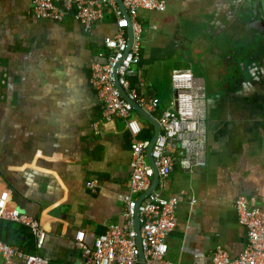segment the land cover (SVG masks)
Listing matches in <instances>:
<instances>
[{"label": "crops", "instance_id": "crops-1", "mask_svg": "<svg viewBox=\"0 0 264 264\" xmlns=\"http://www.w3.org/2000/svg\"><path fill=\"white\" fill-rule=\"evenodd\" d=\"M165 1L164 12L139 14L141 59L131 81L139 94L159 102L151 115L157 120L160 111L173 109V71L190 70L206 80L207 167L190 173L177 167L157 191L182 197L166 258L211 264L216 249L236 257L244 248L235 199L242 195L251 206H264V59L247 64L249 86L217 97L218 54L193 34L218 28L212 21L229 12V0ZM34 14L32 0H0V197L9 209L38 219L47 235L37 249L35 236L20 223L6 234L53 264H90L94 239L109 224L126 223L118 195L131 193L134 137L124 121H103L88 68L105 39L117 34V20L108 11L86 31L72 15L54 22ZM135 115L139 139H153L156 127ZM93 180L95 190L87 184ZM132 196L141 200L144 194ZM79 231L85 232V250L75 245Z\"/></svg>", "mask_w": 264, "mask_h": 264}, {"label": "built area", "instance_id": "built-area-1", "mask_svg": "<svg viewBox=\"0 0 264 264\" xmlns=\"http://www.w3.org/2000/svg\"><path fill=\"white\" fill-rule=\"evenodd\" d=\"M34 15L41 19L62 22L72 15L86 31L101 22L108 11L116 17L118 32L106 38L102 51L91 64L90 85L96 92L103 109V121L120 119L125 122L134 137L130 156L131 193H120L118 199L126 207V223L109 224L106 230L94 239L90 264H141V251L145 264H174L166 258V239L178 224L177 211L182 197H165L157 190L146 196L140 206L132 193L146 194L153 186L156 173L164 184L172 177L177 167L184 173L204 169L208 162V110L207 89L204 77L190 70L172 72L175 97L172 110H162L157 119L162 132L153 146L152 139H139L142 126L135 115L134 103L147 114L159 110V102L139 94L131 79L137 75L135 65L141 59L143 26L138 20L140 12H164L165 0H123L129 17L124 16L116 0H32ZM132 30V42L128 44V29ZM126 94L124 98L115 85ZM95 190L98 181L87 183ZM193 202V200H192ZM238 221L246 229V242L236 257H230L222 249H216L211 264H264V206H251L240 195L234 201ZM140 214L142 246L139 245L136 229V211ZM5 220L20 223L35 236L37 249L46 239V231L40 221L18 209H9L7 200L0 197V264H53L38 252H28L2 237ZM76 248L85 250V232L79 231ZM195 264V263H193Z\"/></svg>", "mask_w": 264, "mask_h": 264}, {"label": "water", "instance_id": "water-1", "mask_svg": "<svg viewBox=\"0 0 264 264\" xmlns=\"http://www.w3.org/2000/svg\"><path fill=\"white\" fill-rule=\"evenodd\" d=\"M124 16L129 17L123 5V0H116ZM229 12L222 16H218L212 22L218 24L219 30L198 31L193 34L196 42H199L204 48V44L210 47L218 54L215 61L217 64V78L215 87L218 91L217 97H226L231 93L249 86L251 77L248 73L247 64L260 63L264 59V0H229ZM215 17V16H214ZM239 34V36H238ZM241 37L242 39H239ZM132 42V30L128 29V44ZM115 85L119 89L121 95L126 98L123 89L118 85L117 76L115 75ZM135 111L140 116L151 122L156 127L155 136L152 139V146L149 150V157L153 167L155 162L152 157L153 146L159 136L162 128L155 117L147 114L139 108L136 103L133 104ZM160 183L158 172L156 173L154 183L150 191L144 194V197L138 201V207L146 198L157 190ZM13 224L12 221L6 220L2 225V237L11 243L12 239L7 235L8 228ZM136 229L138 232L139 245L142 246V234L140 224V214L136 211ZM78 233V232H77ZM141 264H145L144 254L141 251Z\"/></svg>", "mask_w": 264, "mask_h": 264}, {"label": "flooded vegetation", "instance_id": "flooded-vegetation-1", "mask_svg": "<svg viewBox=\"0 0 264 264\" xmlns=\"http://www.w3.org/2000/svg\"><path fill=\"white\" fill-rule=\"evenodd\" d=\"M91 63H92V62H89V67H88V68H90V67H91ZM89 70H90V69H89Z\"/></svg>", "mask_w": 264, "mask_h": 264}, {"label": "rangeland", "instance_id": "rangeland-1", "mask_svg": "<svg viewBox=\"0 0 264 264\" xmlns=\"http://www.w3.org/2000/svg\"><path fill=\"white\" fill-rule=\"evenodd\" d=\"M171 82H172V79H171Z\"/></svg>", "mask_w": 264, "mask_h": 264}, {"label": "trees", "instance_id": "trees-1", "mask_svg": "<svg viewBox=\"0 0 264 264\" xmlns=\"http://www.w3.org/2000/svg\"><path fill=\"white\" fill-rule=\"evenodd\" d=\"M146 139V138H145ZM148 139V138H147Z\"/></svg>", "mask_w": 264, "mask_h": 264}]
</instances>
